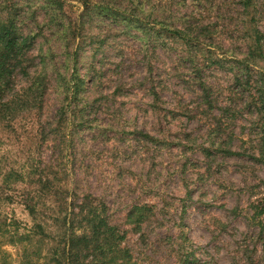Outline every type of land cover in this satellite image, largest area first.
I'll list each match as a JSON object with an SVG mask.
<instances>
[{
  "label": "rangeland",
  "instance_id": "1",
  "mask_svg": "<svg viewBox=\"0 0 264 264\" xmlns=\"http://www.w3.org/2000/svg\"><path fill=\"white\" fill-rule=\"evenodd\" d=\"M61 1L57 10L43 0H0V20L17 7L20 29L35 36L30 72L43 69L48 85L41 112L19 111L0 124V197L11 200L0 201V216L10 230L33 226L22 200L35 197L42 177L67 190L68 202L71 196L105 204L138 264H189L191 252L196 264H264V238L252 219L264 179L251 158L259 118L247 107L250 88L235 82L229 64L245 45L237 0H90L88 11L77 0ZM98 5L138 14L156 32L197 30L190 46L145 35L99 14ZM210 57L222 59L224 68L209 64ZM195 65L217 98L213 110L199 105ZM73 74L84 84L70 104ZM28 82L17 77L9 96H21ZM227 105L232 110L219 111ZM75 108L83 111L71 118ZM58 120L65 133L41 142L40 127L49 132ZM50 200L59 199H42ZM144 204L153 215L137 233L127 214ZM9 235H0V264H19L22 245L8 243ZM44 244L45 251L52 246L49 239Z\"/></svg>",
  "mask_w": 264,
  "mask_h": 264
},
{
  "label": "trees",
  "instance_id": "2",
  "mask_svg": "<svg viewBox=\"0 0 264 264\" xmlns=\"http://www.w3.org/2000/svg\"><path fill=\"white\" fill-rule=\"evenodd\" d=\"M82 3L86 11L90 10V0H77ZM238 6L241 7L244 15V51L242 57L232 58L229 61L231 70L234 73L236 83L241 86H247L252 93V103L248 102L247 107H254L255 115L259 118L258 129L259 138L256 141L255 156L251 158L260 163L264 170V2L261 0H237ZM43 6L53 9H59L62 6L61 0H43ZM99 14L107 17H118L124 25L130 30H135L145 35L175 37L184 41L185 45L192 44L193 25L187 29H170L166 27L167 33L156 32L154 26H150L138 14H128L120 12L122 15L115 14L109 10L107 5L94 6ZM118 11V10H117ZM19 9L13 7L6 11L4 18L0 20V124L5 121L10 122L19 111H30L32 108L42 111L44 108V98L47 94V75L43 72H34L30 70L34 67V59L31 52L34 48L35 36L24 34L19 27ZM263 24L262 28H260ZM198 38V36H196ZM209 64L218 68H224L223 60L218 57L208 58ZM39 65V64H38ZM199 67L195 65L196 80L201 91V104L209 110H213V104L216 99L212 95V89L207 85L204 78L199 74ZM25 77L29 80L28 86L22 91V95L14 99V95L9 96L17 77ZM83 80L73 74L70 83L66 86L67 100L74 104L82 90ZM153 96L156 100L157 94ZM189 114H197L198 107L191 108ZM196 109V111H195ZM232 110L230 105L219 108V111ZM82 108L74 109L71 112V118H75L77 113H81ZM60 119V118H59ZM77 120V119H75ZM64 122V120L62 121ZM55 123L52 129L40 127L41 142H46L49 136L60 134L61 123ZM72 123V122H71ZM4 126V125H3ZM63 129L62 132H64ZM65 133V132H64ZM70 132H68L69 134ZM150 138V136H147ZM204 152H208L204 148ZM229 154L238 155L230 151ZM14 176L10 173V178L5 176L4 182L9 187V179ZM16 180L20 178L15 174ZM262 192L256 204L253 205V221H257L259 226V237L264 238V222L260 219L264 216V179L260 180ZM38 189L35 190V197H26L22 200L24 209L28 212L33 220L31 226L25 232L10 230V223L7 217L0 216V235L10 234L8 243L11 245H22L23 254L19 264H40L42 260H48L51 264H138L134 259L131 251L122 245L126 233L120 231L118 227L112 224L110 216L107 214L105 204L95 202L89 198L77 201L70 196L68 202L67 190L55 188L54 183L47 178L42 180L40 177ZM49 195L59 200H50L49 204L43 202ZM7 202V198L0 197V201ZM56 208H58L56 210ZM42 210L52 211L53 214L45 217ZM48 212V211H47ZM153 215L152 207L148 205L134 206L127 214V222L133 225V230L137 233L140 227L149 217ZM15 221V220H14ZM51 222L48 225V222ZM15 225L14 223L11 224ZM55 227V232L51 228ZM34 239L36 241H34ZM51 240L52 246L44 250L45 241ZM45 251V252H44ZM190 259V260H189ZM185 260L189 264H196L192 252L186 256ZM181 263V262H180ZM2 264H11L4 261Z\"/></svg>",
  "mask_w": 264,
  "mask_h": 264
}]
</instances>
